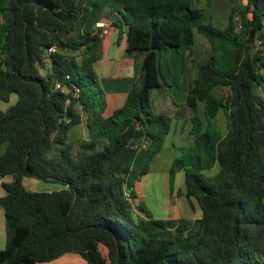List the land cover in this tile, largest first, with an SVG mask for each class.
I'll return each mask as SVG.
<instances>
[{
	"label": "trees",
	"instance_id": "1",
	"mask_svg": "<svg viewBox=\"0 0 264 264\" xmlns=\"http://www.w3.org/2000/svg\"><path fill=\"white\" fill-rule=\"evenodd\" d=\"M244 1L220 29L197 0H0V101L16 95L0 108V264L68 253L86 264H264V97L254 90L264 83V0ZM101 20L118 30L117 40L126 35L137 62L123 104L107 116L95 71ZM196 33L210 50L195 64L184 103L191 142L167 173L170 195L185 196L191 208L195 200L201 213V231L184 236L199 221L153 218L135 184L172 121V109L152 105V90L169 85L170 51L188 71ZM81 123L88 139L70 143L69 130ZM24 177L61 188L31 191ZM148 224L171 234L146 236Z\"/></svg>",
	"mask_w": 264,
	"mask_h": 264
},
{
	"label": "rangeland",
	"instance_id": "2",
	"mask_svg": "<svg viewBox=\"0 0 264 264\" xmlns=\"http://www.w3.org/2000/svg\"><path fill=\"white\" fill-rule=\"evenodd\" d=\"M197 5L205 9L204 18L209 19L211 24L217 28L223 29L226 27L228 22V16L230 11L234 9H239L242 5L245 4L244 0H211L210 9L206 6L205 0H197ZM110 38V36H109ZM111 38L114 43L111 46L110 50H108L105 59L110 61L118 73L116 78L124 76H133L134 71L137 70V62H135V57L127 53L124 49V43H122V39L119 41V44L115 42V36L112 34ZM196 42L193 46L192 50V62L188 66L187 71V79L180 71V55L175 51H170L169 60L172 69V75L168 80L169 85H163L161 88H155L152 90L151 94V102L155 108H165L167 111L171 110L172 112V121L170 125L169 133L165 136L162 149L159 153H157L152 159L149 170L147 173L143 174L139 181L135 184L136 192L140 199H142L146 205V207L150 210L151 215L155 219H165L170 220L172 217H184V218H193L198 220L196 226L193 228H189L185 231L184 236H194L198 234L201 229V213L198 208L195 200L193 201V205H195V209L191 208L189 202L185 196H175L170 195L169 192V183H168V170L171 166L173 160L181 154V148L188 143L191 142L190 136V128L191 122L189 120V109L181 104L185 102L186 94L188 90V86L192 76L195 71V64L202 60L210 50L209 43L203 38L202 35L196 33L195 34ZM102 52H99L98 59H101ZM97 60V61H99ZM99 79L101 80L102 86L105 88V91L108 94L114 92L117 89L110 90V85H107V82L112 79L109 76H104L98 73ZM187 80V81H186ZM130 77L127 80V86L130 84ZM112 88V87H111ZM125 92L126 87H122ZM257 93L264 97V83L261 85L255 86L254 89ZM225 92V88H221L217 90V93ZM16 100V95L12 94L9 102L0 101V108L5 109L9 105L13 104ZM173 102L179 104V107L173 106ZM163 105H162V104ZM168 105V106H167ZM160 106V107H159ZM199 112H202V104H198ZM109 109H105V113H108ZM176 111V115L180 114L181 116H175L174 112ZM217 125L221 128V132H224L226 128V118L222 111L219 112L217 117ZM84 126L82 124H78L73 126L69 130L68 139L69 140H77L82 135V130ZM59 146V145H57ZM6 148V144H0V155L4 153ZM77 148L73 150L75 156L77 155ZM58 151V147L54 148L51 152ZM217 170V166L215 168L206 171L207 175L213 174ZM11 180V176L5 177V181L9 182ZM24 186L31 191L38 192H47V189L57 190L61 188V185L53 182H46L34 177H24L23 178ZM176 188L180 187L183 189V177L181 174L176 179ZM3 193V190L0 191V194ZM172 199V200H171ZM138 200L134 201V204H137ZM193 219H188L191 223H194ZM0 220H2L4 224V214L3 209L0 206ZM141 231L146 236L156 235V236H168L171 234V231L167 227H160L153 224H148L146 228H141ZM5 246V245H4ZM65 256V255H64ZM54 264H86V261L78 254L69 253L65 257L58 258L55 260Z\"/></svg>",
	"mask_w": 264,
	"mask_h": 264
},
{
	"label": "crops",
	"instance_id": "3",
	"mask_svg": "<svg viewBox=\"0 0 264 264\" xmlns=\"http://www.w3.org/2000/svg\"><path fill=\"white\" fill-rule=\"evenodd\" d=\"M123 29H125V28H123ZM117 33H118V30L115 29L114 27H110L109 28L108 33L103 37L102 42H101V46H100V51L102 52L101 59L100 60L98 59L99 61H96V63H95V71H96L97 75H98V73L101 74V75H104V76L108 75L109 78L112 79L111 81L109 80L107 82V85H110L109 86L110 90H112L113 88L114 89L118 88V90H116L114 92H111V94H108V92L105 91L106 92V102H107L106 103V109L107 108L109 109L108 113H105L106 116L109 115L114 109L120 107L123 104V102L125 100V97H126V94L129 91V89L131 88V86H132V84H133V82L135 80L136 74H137V71L135 70L133 76L125 77V75H124V76L116 78V76H117L116 73H118V71L115 68V65H113L110 61L105 59L108 50H110L111 46H113V43H114L113 39L111 38L112 34L115 36L116 44H119V41L122 39L121 42L124 43V45H123L124 49L126 47V44H127L126 35L123 34L121 39L117 40ZM109 36H110V38H109ZM179 59H180V65H181V56H180ZM181 73L187 79V71L186 72H181ZM193 76H192V78H193ZM129 77H130V81L131 82L127 86V80L129 79ZM98 78H99V76H98ZM100 82H101V80H100ZM122 87H126V89H125L126 91L125 92H119V91H123ZM104 90H105V88H104ZM184 103L185 102H182L181 104H184ZM178 104H180V103H178ZM81 124L84 126L83 127L84 130H82V135L80 134V137L77 138V140H69L68 139V141L70 143H75L77 141L88 139L85 125H84V123H81ZM68 134H69V132H68ZM178 188H180V187H178ZM0 191H1V188H0ZM46 191H52V189L50 188V189H47ZM193 209H195V205H193ZM172 218H177V217L175 216V217H172ZM188 219H193V218H188ZM193 220H195V219H193ZM4 245H5L4 224H3L2 220H0V249L4 248ZM68 254H65V256H67ZM65 256L63 255L61 257L63 258ZM61 257H59V258H61ZM54 262H55V260L52 261V262H44V263H41V264H54Z\"/></svg>",
	"mask_w": 264,
	"mask_h": 264
},
{
	"label": "built area",
	"instance_id": "4",
	"mask_svg": "<svg viewBox=\"0 0 264 264\" xmlns=\"http://www.w3.org/2000/svg\"><path fill=\"white\" fill-rule=\"evenodd\" d=\"M96 27L100 28V36L104 37L108 31H109V23L105 20H101L96 22L95 24ZM50 50H53V48H50ZM55 88L59 89L60 91H64L65 90V86L63 85V83L61 81H56L55 82ZM0 187H1V180H0Z\"/></svg>",
	"mask_w": 264,
	"mask_h": 264
}]
</instances>
